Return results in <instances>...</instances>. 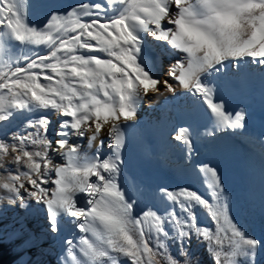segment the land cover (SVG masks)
Returning a JSON list of instances; mask_svg holds the SVG:
<instances>
[{
  "label": "snow or ice",
  "instance_id": "1",
  "mask_svg": "<svg viewBox=\"0 0 264 264\" xmlns=\"http://www.w3.org/2000/svg\"><path fill=\"white\" fill-rule=\"evenodd\" d=\"M146 36L174 57L167 78L142 57ZM252 65L264 69V0H0V124L49 110L59 121L55 140L46 115L0 138V209L36 205L46 220L37 233L0 216V246L14 245L16 264H41L33 249L54 264H192L195 237L213 264H260L264 236L231 216L211 163L194 169L207 198L187 187L153 191L135 177L121 184L122 126L136 122L143 97L190 95L209 115V137L243 129L247 113L229 111L218 94L222 81ZM168 138L190 156L191 125L174 126ZM148 193L167 207L149 203L136 213ZM196 207L213 227L198 225Z\"/></svg>",
  "mask_w": 264,
  "mask_h": 264
},
{
  "label": "bare ground",
  "instance_id": "2",
  "mask_svg": "<svg viewBox=\"0 0 264 264\" xmlns=\"http://www.w3.org/2000/svg\"><path fill=\"white\" fill-rule=\"evenodd\" d=\"M59 3L68 7L76 0H59ZM38 18L42 17L34 13L32 19ZM16 51L20 53L19 46H16ZM142 57L150 61L149 67L154 75L167 78L166 73L174 57L165 45L146 36ZM164 60L168 65L165 71L162 70ZM219 98L229 111L247 113L243 129L217 132L209 137L205 135L212 129L209 115L190 95L180 92L176 96H162L150 92L143 97L138 104L136 122L122 126L125 164L121 184H125L126 177H135L138 184L153 191L159 187L190 189L192 185L206 188L194 169L201 162H209L218 169L225 189L233 180L238 182L241 179L246 200L243 229L250 235L264 236V144L261 143L264 135V69L252 65L251 71L246 70L239 76L222 81ZM51 116L56 118L53 114ZM180 124L191 125L194 145L190 156L182 144L168 138L173 127ZM86 151L91 153L94 149ZM104 151L108 149L105 147ZM149 203L160 210L166 205L148 193L137 206L136 213ZM0 216L10 227L16 219L27 224L32 221L29 227L37 233L46 225L44 213L36 205L27 212L10 207L9 211L0 212ZM30 255L33 258L40 256L35 249ZM40 257L41 264H54V256ZM16 261L14 245L5 243L0 246V264H16Z\"/></svg>",
  "mask_w": 264,
  "mask_h": 264
},
{
  "label": "rangeland",
  "instance_id": "3",
  "mask_svg": "<svg viewBox=\"0 0 264 264\" xmlns=\"http://www.w3.org/2000/svg\"><path fill=\"white\" fill-rule=\"evenodd\" d=\"M24 51H28L27 48ZM167 62L164 60L162 62V70L165 71L167 68ZM52 112L49 111H36V112H16L13 117L9 120L0 124V138L6 136L9 133L16 132L17 130L22 129L25 121L31 119L34 116H42L46 115L51 119V124L49 126V138L52 136V140L57 139L55 132L58 128L59 121L57 118H53L51 116ZM241 177V176H240ZM192 190H196L198 193L204 195L207 198V189L199 187L197 185H192L190 187ZM226 194L230 198V214L234 218V220L238 223V225L243 229V221L245 218V210H246V200L242 193V181L239 179L238 182L232 181L230 185L225 189ZM33 205L31 206V208ZM164 208L166 205L163 206ZM19 208V207H18ZM20 209V208H19ZM10 207L5 205L3 209H0V212L9 211ZM194 213L197 218L198 225L201 226H208L213 227V223L209 218L208 213L206 210L196 207L194 209ZM18 220H14L12 222V226H17L16 222ZM32 225V221L28 222V226ZM11 226V227H12ZM171 233V229H169ZM170 249L173 255H178L177 245L173 241H168ZM10 245V244H8ZM191 257H192V264H213L212 257L209 255L207 248L205 247L204 243L198 242V240L193 237L191 240L190 248H189ZM40 256L34 257V260L40 261ZM183 259V258H182ZM260 264H264V255L259 257Z\"/></svg>",
  "mask_w": 264,
  "mask_h": 264
}]
</instances>
